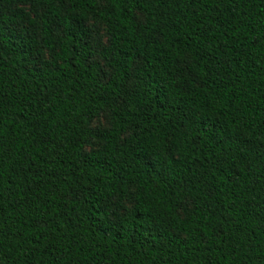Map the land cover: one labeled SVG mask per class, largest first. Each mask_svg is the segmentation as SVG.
<instances>
[{"label":"trees","instance_id":"obj_1","mask_svg":"<svg viewBox=\"0 0 264 264\" xmlns=\"http://www.w3.org/2000/svg\"><path fill=\"white\" fill-rule=\"evenodd\" d=\"M0 264H264V0H0Z\"/></svg>","mask_w":264,"mask_h":264},{"label":"rangeland","instance_id":"obj_2","mask_svg":"<svg viewBox=\"0 0 264 264\" xmlns=\"http://www.w3.org/2000/svg\"><path fill=\"white\" fill-rule=\"evenodd\" d=\"M91 29L93 32V39H92V44L93 47L96 50H100L102 46H104L107 43L108 40V35L106 33L105 27L103 25L95 24L93 22L90 23ZM95 60L100 61L98 57H95ZM103 68L105 71H107V68L103 65ZM107 125V118L104 115H101V117L97 120H95L92 124V127H104ZM98 143H95L93 147H98ZM91 148H88L90 150Z\"/></svg>","mask_w":264,"mask_h":264},{"label":"snow or ice","instance_id":"obj_3","mask_svg":"<svg viewBox=\"0 0 264 264\" xmlns=\"http://www.w3.org/2000/svg\"><path fill=\"white\" fill-rule=\"evenodd\" d=\"M177 211H182V208H178Z\"/></svg>","mask_w":264,"mask_h":264}]
</instances>
